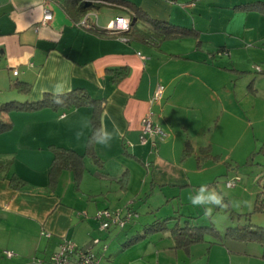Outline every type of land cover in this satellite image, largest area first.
Masks as SVG:
<instances>
[{
	"label": "crops",
	"instance_id": "1",
	"mask_svg": "<svg viewBox=\"0 0 264 264\" xmlns=\"http://www.w3.org/2000/svg\"><path fill=\"white\" fill-rule=\"evenodd\" d=\"M125 1L136 10L93 1L97 6L88 11L92 24L107 27L98 24L94 8L101 7L114 12L113 19L129 18L134 27L149 25L143 22L148 18L194 33L156 45L81 27L78 22L88 12L73 14L66 0H0V105L41 100L57 83L65 86V93L82 88L102 100L99 128L114 133L109 147L91 143L98 162L85 155L81 170L62 169L52 180L55 150L86 151L92 106L1 114L11 127L0 132V264H41L63 240L87 247L98 238L101 242L92 245L98 264H151V258L154 264H264V243L238 238L234 230L222 235L210 216L196 220L200 206L189 200L201 186L213 190L222 173L219 166L252 163L254 149L264 139V12L243 8L264 0ZM46 8L52 19L43 24ZM208 11L214 14L207 16ZM205 34L221 35L212 37L214 41L228 36L212 43L221 48L217 55L210 51L213 61L198 51ZM192 39L188 47L168 41ZM16 82L30 84V91L21 93ZM158 85L163 86L162 98L152 101ZM146 117L163 138L147 135L141 143ZM222 128L239 131L226 158L214 147ZM224 175L221 181L234 178ZM209 207L212 214L218 210ZM102 209L121 215L132 211L123 235L114 226L98 230L95 216ZM262 209L264 205L258 212L264 213ZM163 218H168L166 228L143 234L144 226ZM185 218L213 229L179 245L169 223ZM135 234L143 236L122 245ZM117 255H123L118 263Z\"/></svg>",
	"mask_w": 264,
	"mask_h": 264
},
{
	"label": "trees",
	"instance_id": "2",
	"mask_svg": "<svg viewBox=\"0 0 264 264\" xmlns=\"http://www.w3.org/2000/svg\"><path fill=\"white\" fill-rule=\"evenodd\" d=\"M91 4L88 6H85V0H66V7L71 10L73 14L76 15H81L85 12H88L91 8L97 6L93 1H100V2H118L120 4H127L133 9L136 10V8L133 7L130 3H128L125 0H90ZM246 7V8H245ZM244 9H257L261 12H264V2H254V3H248L243 6ZM138 10V9H137ZM139 11V10H138ZM134 19V18H133ZM132 21V20H131ZM144 23L146 22L147 26L142 25L141 27L130 25V28L126 31H120L119 33H111L107 28H99L95 26L94 24H91L89 28L94 29L100 34L104 35H123L127 38L131 39H136V40H141L144 42H152L158 45L157 43L161 42L162 40H165L167 38H177L181 36H186L194 33V30L192 29H186L183 27H177L174 26L170 23L163 22V21H158L154 19H146L143 21ZM15 87L17 88L18 91L21 93H28L30 91V84H27L25 82H16ZM65 101L64 104L62 105H57L53 103V94H45L42 96L41 100H37L35 102H28V101H23V102H17V101H10L5 104L0 105V132H3L5 130H8L11 127V123L8 121H5L1 118V114L10 111L11 109H18V110H34L38 109L44 106H52L54 108H62V109H67L70 107H80L83 105H90L93 108L92 112V117H91V126H92V132L89 137V141L91 140L92 135L96 130L99 129V114L101 113L102 110V100L99 98H94L86 89L82 88H77L73 89L70 92H67L63 95L62 97ZM88 155L92 159H94L96 162H98V157L96 155L95 150L92 148V144L88 143V147L86 148V151L82 154L72 152V151H66V150H55L54 154V162L52 164V167L50 169V176L51 179L53 180L56 176L57 173L60 172L62 169L66 168H72L75 169L76 172L81 170L82 168V158ZM78 169V170H77ZM125 172L121 175L124 176ZM237 176V175H236ZM234 176V177H236ZM120 177V179H121ZM261 193H264L262 191ZM262 205H264V199H257L255 203V210H261ZM109 213L112 214H119L121 218L126 217V213L121 215L118 210H109ZM132 212V211H131ZM189 218V217H187ZM185 218L181 223L177 221L174 222L173 226L171 228H168L170 232L173 234L176 243L179 245H187L191 242L197 241L201 239L202 236V231L204 229H213L211 226H194L191 224L189 221L190 219ZM125 219V218H124ZM123 219V220H124ZM133 219L132 216L131 218L127 221L130 222V220ZM168 218H163L160 220H156L146 226H144L143 229V234H145L148 231L151 230H158L160 228H166L164 227L165 221H167ZM249 222H245L242 224V227L239 229H234L232 231V234L234 236H237L238 238H245V239H254L257 241H260L264 243V226L260 225H252L250 218L247 220ZM125 224L120 227L117 226L115 223H111L109 227L114 226L118 227L120 230H123ZM109 227L105 230H108ZM100 230V229H99ZM142 235H133L129 237L126 241L122 243L124 246H129L130 244L136 242L139 240ZM98 243L101 242V239L98 238ZM93 245V240L91 241V245ZM96 245V244H95ZM101 247L103 245H106L104 243L100 244ZM102 249V248H101ZM107 249V246H106ZM105 249V250H106ZM94 250V249H93Z\"/></svg>",
	"mask_w": 264,
	"mask_h": 264
},
{
	"label": "rangeland",
	"instance_id": "3",
	"mask_svg": "<svg viewBox=\"0 0 264 264\" xmlns=\"http://www.w3.org/2000/svg\"><path fill=\"white\" fill-rule=\"evenodd\" d=\"M95 11L98 12L99 14V23L101 26L105 27L108 26V22L113 19L115 16L114 12H109V9L106 8H101L98 7L94 8ZM214 12L208 11L206 12L207 16H212ZM218 17V14L215 15V18ZM221 35H215L213 34L208 35L205 34L202 42L203 44L201 45V50H198L200 53L204 52L205 53V58H207L209 61H213L211 55L218 54L219 50L221 48L219 47H214L213 44L214 42H222L225 38L228 39V36H223L222 38L214 41L211 40L212 37L219 38ZM209 38V39H208ZM221 40V41H219ZM168 41H175L177 43H182L179 47H188V43H194V40H182V41H176V40H168ZM198 43V41H196ZM213 43V44H212ZM167 44H163L162 48L165 47ZM195 45V44H194ZM190 47V46H189ZM215 49V50H214ZM209 50V51H208ZM213 51L211 53L210 51ZM218 58V57H216ZM257 69V68H256ZM243 80L238 78L236 80L237 85H240ZM230 89L228 88L227 91ZM230 92V91H229ZM239 137V131H225L224 128L221 129V132L218 133V140H220V143L216 141V145L214 147H219L218 149L220 151V155L223 158H226L229 156L230 150L232 145L235 143V141ZM262 143H264V139H261L257 147L254 149L255 154L253 155L254 161L252 163H244L242 165H239L237 167H230L227 169L225 166H219L220 175L218 173V177L222 179L227 173V176H235L237 175L240 178V183H236L233 186L228 185V182L224 180H220L218 178L217 185L213 184L211 186L213 190L216 192H222L223 195L227 196L228 199H231L230 202H225L224 204L227 205V207L221 208L218 206H213L214 209H218L214 214L210 216V220L213 222L214 227L218 228V230L221 232L223 235L225 230H228L227 232L230 233L231 230L234 229H239L244 224L245 222H249V218H252L253 222L256 223H261L264 225V213H259L257 210H255V203L257 199H264V193H261L264 191V148H261ZM219 144V145H217ZM231 180V179H228ZM141 202V201H140ZM176 203V201H174ZM138 204V203H137ZM234 204H239L238 207L234 206ZM202 206L199 207L198 212L200 213V217H197L196 220H201L202 218H206V215L203 212V208L201 209ZM264 210V209H262ZM214 210H212L213 212ZM139 212H143L141 209ZM258 218V220H257ZM183 220V219H182ZM203 221V219H202ZM175 221H171L169 223V226H173ZM232 227V229H230ZM228 228V229H227ZM99 230V227H98ZM123 230H120V234L123 235ZM206 233H209L206 231ZM211 235V234H210ZM108 246V245H107ZM134 257L136 256L135 252L132 254ZM120 255L116 256V262L118 263L121 261V257L119 258ZM136 260V259H135ZM138 261V260H137ZM140 262V261H139ZM151 264H154L153 259L151 258L150 260ZM144 264V263H143Z\"/></svg>",
	"mask_w": 264,
	"mask_h": 264
},
{
	"label": "built area",
	"instance_id": "4",
	"mask_svg": "<svg viewBox=\"0 0 264 264\" xmlns=\"http://www.w3.org/2000/svg\"><path fill=\"white\" fill-rule=\"evenodd\" d=\"M91 13H86L78 22V25L81 27L89 28L92 24L91 20ZM52 19V14L48 8L44 10L42 23L46 24L48 21ZM131 21L129 18L123 16H116L112 21L109 22L108 26L106 27L111 33H119L120 31H126L130 28ZM17 74V71L13 72ZM163 95V86L158 85L152 95V101H158L162 98ZM158 135L159 138L164 137V133L162 130L157 126L154 125L151 120L146 117L142 123L141 129V136L140 140L141 143L146 142L147 135ZM155 145V143H152ZM240 181L238 176L232 178L228 181V185L233 186L237 182ZM126 217L121 218L119 214H110L108 210L102 209L99 210L96 214V219L99 221V229L105 230L107 229L111 223H115L117 226L122 227L125 222H127L131 216L132 212H127ZM124 219V220H123ZM98 244V240H93V245ZM107 245H103L101 248L102 250L106 249ZM4 254L7 257L13 256L11 251H4ZM99 257L96 252L93 250V246L87 247H80L75 242L71 240H63L59 244L58 251L53 253L47 260H42L41 264H98Z\"/></svg>",
	"mask_w": 264,
	"mask_h": 264
},
{
	"label": "clouds",
	"instance_id": "5",
	"mask_svg": "<svg viewBox=\"0 0 264 264\" xmlns=\"http://www.w3.org/2000/svg\"><path fill=\"white\" fill-rule=\"evenodd\" d=\"M53 103L57 105H62L65 103L64 99L62 98L65 94V86L61 83H57L53 86ZM115 133H119V129H115ZM114 139V133L107 131L105 128H99L94 132L91 137L89 143L99 144L104 147H109L110 142ZM189 200L193 206H205V215L211 216L212 215V207L211 206H218L221 208L227 207L224 204V197L223 195L217 193L215 190H209L207 186H201L197 191L196 195L189 196ZM234 206L238 207L239 204H234Z\"/></svg>",
	"mask_w": 264,
	"mask_h": 264
},
{
	"label": "water",
	"instance_id": "6",
	"mask_svg": "<svg viewBox=\"0 0 264 264\" xmlns=\"http://www.w3.org/2000/svg\"><path fill=\"white\" fill-rule=\"evenodd\" d=\"M89 4H91V1H86L85 2V6H88Z\"/></svg>",
	"mask_w": 264,
	"mask_h": 264
}]
</instances>
